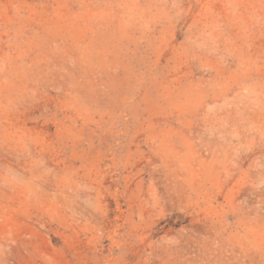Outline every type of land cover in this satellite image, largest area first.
<instances>
[{
    "label": "rangeland",
    "instance_id": "1",
    "mask_svg": "<svg viewBox=\"0 0 264 264\" xmlns=\"http://www.w3.org/2000/svg\"><path fill=\"white\" fill-rule=\"evenodd\" d=\"M0 264H264V0H0Z\"/></svg>",
    "mask_w": 264,
    "mask_h": 264
}]
</instances>
